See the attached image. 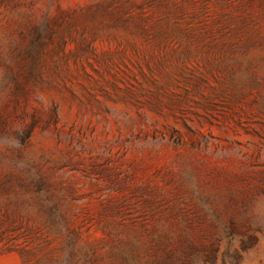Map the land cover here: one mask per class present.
Returning a JSON list of instances; mask_svg holds the SVG:
<instances>
[{
  "label": "rangeland",
  "instance_id": "1",
  "mask_svg": "<svg viewBox=\"0 0 264 264\" xmlns=\"http://www.w3.org/2000/svg\"><path fill=\"white\" fill-rule=\"evenodd\" d=\"M0 264H264V0H0Z\"/></svg>",
  "mask_w": 264,
  "mask_h": 264
}]
</instances>
